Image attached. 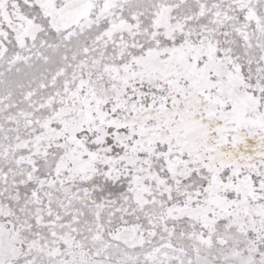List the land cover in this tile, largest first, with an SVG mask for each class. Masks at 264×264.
I'll use <instances>...</instances> for the list:
<instances>
[{"label":"snow or ice","instance_id":"snow-or-ice-1","mask_svg":"<svg viewBox=\"0 0 264 264\" xmlns=\"http://www.w3.org/2000/svg\"><path fill=\"white\" fill-rule=\"evenodd\" d=\"M0 264H264V0H0Z\"/></svg>","mask_w":264,"mask_h":264}]
</instances>
